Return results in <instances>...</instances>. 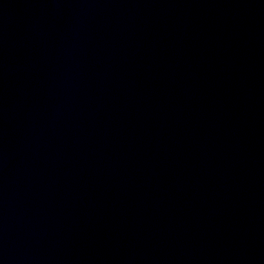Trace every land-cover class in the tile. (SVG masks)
Instances as JSON below:
<instances>
[{
  "label": "water",
  "instance_id": "1",
  "mask_svg": "<svg viewBox=\"0 0 264 264\" xmlns=\"http://www.w3.org/2000/svg\"><path fill=\"white\" fill-rule=\"evenodd\" d=\"M0 264H264V0H0Z\"/></svg>",
  "mask_w": 264,
  "mask_h": 264
}]
</instances>
